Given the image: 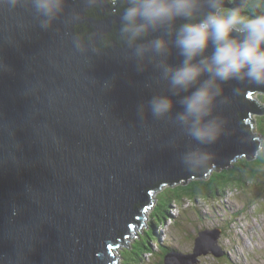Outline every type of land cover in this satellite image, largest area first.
Listing matches in <instances>:
<instances>
[{"label": "water", "instance_id": "95a60500", "mask_svg": "<svg viewBox=\"0 0 264 264\" xmlns=\"http://www.w3.org/2000/svg\"><path fill=\"white\" fill-rule=\"evenodd\" d=\"M122 8L123 0H67L43 30L29 0H0V264H116L153 192L254 159L264 85L217 81L220 134L199 144L176 119L189 93L163 74L183 59L174 46L183 21L137 42L164 35L166 54L137 57L121 38ZM156 95L174 101L159 118L147 103ZM196 150L208 158L186 161ZM219 230L199 231L193 251L168 252L164 263L224 255Z\"/></svg>", "mask_w": 264, "mask_h": 264}, {"label": "clouds", "instance_id": "9594fccd", "mask_svg": "<svg viewBox=\"0 0 264 264\" xmlns=\"http://www.w3.org/2000/svg\"><path fill=\"white\" fill-rule=\"evenodd\" d=\"M13 4L19 0H12ZM34 14L47 30L64 11L67 0H29ZM206 7L207 11L201 9ZM249 9L260 8L246 3ZM177 20L183 22L174 31V46L183 58L178 65L163 66V74L172 89L188 92L179 103L182 111L176 119L187 134L199 144L215 142L220 134L219 118L213 116L215 98L221 89L217 81H244L264 85V12H245L241 7H225V0H123L119 16L121 38L134 47V55L146 51L168 52L169 41L155 36L146 44H137L150 33L169 29ZM169 35L173 33L169 31ZM211 47V51L207 50ZM207 52V54H205ZM207 75L201 81V77ZM191 90V91H189ZM148 106L154 117L171 112L174 101L168 95L153 96ZM254 158L264 157V141H259ZM199 150L190 152L186 161L207 159Z\"/></svg>", "mask_w": 264, "mask_h": 264}, {"label": "rangeland", "instance_id": "374dc122", "mask_svg": "<svg viewBox=\"0 0 264 264\" xmlns=\"http://www.w3.org/2000/svg\"><path fill=\"white\" fill-rule=\"evenodd\" d=\"M260 94L263 95L264 93L260 92ZM259 99L264 103L263 99ZM260 116L263 115H254L257 121ZM240 158L243 157H237V159ZM164 187L166 186L161 189ZM157 192L152 194L153 199H155ZM244 194L231 192L227 197L219 200L221 201L220 204L210 201L206 204L203 202L195 203L189 200L185 204L171 208V216H167L166 225L160 227L159 236L150 239L154 253L146 255V264H165L163 259L164 248L161 245L173 244L176 248L188 253L193 251L195 238L199 231L217 228H221L218 243L221 245V250L229 252V258H224V255L217 257L210 252L200 255L196 264H264V191L261 196H258L259 200L255 201L256 204H253L245 215L241 213L239 217L236 215L234 219L230 220V212L224 211V204L225 206L228 205L229 207L226 209L230 210L243 206L247 197ZM155 202L157 203V200ZM156 203L155 205L152 203L153 205L144 211L141 227L127 239V243L121 244L118 249H115L116 264H122L121 251L135 241L138 234L146 236V231L150 229L152 223V214L156 211ZM214 206L220 208L221 213L217 212ZM198 208L203 209L207 215L209 214V217L211 215L214 219L208 220L202 226L198 224Z\"/></svg>", "mask_w": 264, "mask_h": 264}, {"label": "trees", "instance_id": "16d2710c", "mask_svg": "<svg viewBox=\"0 0 264 264\" xmlns=\"http://www.w3.org/2000/svg\"><path fill=\"white\" fill-rule=\"evenodd\" d=\"M247 3H256L261 5L260 8L249 9L243 8V11H254L257 14L264 12V0H247ZM258 97L264 100V94ZM257 129L263 135L264 141V115L260 116L257 121ZM242 193L247 195L243 202V206L238 209H226L228 205L223 207L225 212H230V220L234 216L244 214L248 212L255 201L259 200L258 196L264 191V157L260 159H248L246 157L240 158L233 163L232 166L222 168L221 170L211 169L204 176H197L190 179L186 184L180 183L176 185H169L163 189H159L156 193L153 204L157 200L155 210L152 214V223L150 229L146 231V236L138 234L136 240L133 241L127 248L121 251L122 264H146V255L154 253L151 238L159 236L160 227L166 225L167 216H171V208L185 204L186 201H193L195 203L203 202H217L221 203L224 197H227L229 193ZM154 193V192H153ZM152 193V194H153ZM224 203V202H222ZM242 203V202H241ZM152 204V205H153ZM221 206V205H219ZM216 211L221 213L222 210L214 206ZM198 224L201 226L208 220H213L214 217L203 211V209L197 210ZM232 222V221H230ZM228 222L229 224H231ZM152 234V236H150ZM154 236V237H153ZM127 243V241L125 242ZM124 244V243H123ZM164 248L163 259L166 254L171 251L180 252L179 248H176L173 244L161 245ZM184 252V251H181ZM229 258V252L225 250L224 258Z\"/></svg>", "mask_w": 264, "mask_h": 264}, {"label": "bare ground", "instance_id": "6f19581e", "mask_svg": "<svg viewBox=\"0 0 264 264\" xmlns=\"http://www.w3.org/2000/svg\"><path fill=\"white\" fill-rule=\"evenodd\" d=\"M262 93V92H261Z\"/></svg>", "mask_w": 264, "mask_h": 264}]
</instances>
